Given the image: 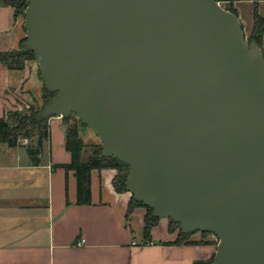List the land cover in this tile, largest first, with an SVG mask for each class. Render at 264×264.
Masks as SVG:
<instances>
[{"label": "water", "instance_id": "water-1", "mask_svg": "<svg viewBox=\"0 0 264 264\" xmlns=\"http://www.w3.org/2000/svg\"><path fill=\"white\" fill-rule=\"evenodd\" d=\"M47 92L35 116L79 122L126 189L213 264H264V52L216 0H21Z\"/></svg>", "mask_w": 264, "mask_h": 264}, {"label": "crops", "instance_id": "crops-1", "mask_svg": "<svg viewBox=\"0 0 264 264\" xmlns=\"http://www.w3.org/2000/svg\"><path fill=\"white\" fill-rule=\"evenodd\" d=\"M234 5L249 40L256 7L264 23V0H242ZM22 17L15 7L0 0V121L11 110L13 94L40 107L46 102L33 60L24 61L23 69H10L2 60L14 59L11 55L24 46ZM261 47L264 52V31ZM70 119L47 120L49 140L43 144L38 164L25 144H4L0 151V264L211 263L217 248L211 234L182 237L179 227L161 219L146 240L147 210H130L132 195L114 187L116 169L93 170L91 204L78 203L76 173L65 169L72 162L66 148Z\"/></svg>", "mask_w": 264, "mask_h": 264}, {"label": "trees", "instance_id": "trees-1", "mask_svg": "<svg viewBox=\"0 0 264 264\" xmlns=\"http://www.w3.org/2000/svg\"><path fill=\"white\" fill-rule=\"evenodd\" d=\"M219 3H227L229 7H224L227 10H230L235 15L238 16V12L233 9V5L235 2H239L242 0H216ZM11 6L16 8V12L18 14H22L19 10L21 4V0H19V7L16 5ZM27 5L25 6L26 10ZM255 18V28L252 32V35L249 41H256L258 45L261 46V34L264 31V23L258 14L257 7L254 12ZM26 40L24 41V44ZM3 62L8 65L10 69H23L24 61L26 60H35L34 55L32 53H27L21 57H16L14 59L2 58ZM55 94L49 93L45 90V101L47 102L49 99L54 97ZM45 102V103H46ZM28 113L29 116L26 115L25 112H8L7 116L4 117L0 121V142L7 144L9 147H17L20 145L18 138H16V133L25 132L22 136L23 139H32L33 131L36 130V135L38 137L36 145L30 144L26 147L28 155L34 162V164H38L40 162L39 156L43 150L44 142L49 140V131L47 128V120L41 123L35 122V116L39 113V109H34L32 106L29 107ZM66 122H69L68 120ZM15 126V127H14ZM17 126V127H16ZM67 150L72 155V162L70 165H67L65 169L67 171H74L76 173L77 178V190H78V203L80 205H89L91 204V173L95 169H101L103 167H111L118 171L117 176L114 180V187L118 192L127 191L126 189V181L129 175V167L120 163L118 160L114 158H105L102 155L101 149H98L95 146H90L85 144L80 138L78 133V128L73 127L72 125L69 128L68 137H67ZM94 148V149H93ZM88 149H91L92 152L89 153L87 158H84L85 153ZM135 207H143L144 205L137 203L134 199L129 206L130 210ZM147 214L145 218V228H144V238L146 240L151 237V230L156 226L159 219L155 218L153 212L146 208ZM171 224L175 227H178L177 224L171 221ZM182 237H186L185 234L181 235ZM211 263H196V264H212Z\"/></svg>", "mask_w": 264, "mask_h": 264}, {"label": "rangeland", "instance_id": "rangeland-1", "mask_svg": "<svg viewBox=\"0 0 264 264\" xmlns=\"http://www.w3.org/2000/svg\"><path fill=\"white\" fill-rule=\"evenodd\" d=\"M4 3H6V4H12V5H16V6H18L19 7V0H2ZM27 4H26V2H24V4H22V6H20L19 8V10L22 12V20H24V13H25V6H26ZM221 5L223 6V7H229V5L227 4V3H221ZM233 9H235V5H233ZM236 10V9H235ZM237 11V10H236ZM238 12V11H237ZM24 22V21H23ZM34 62H35V60H33ZM33 64H35V66H37L36 65V63H33ZM38 68V67H37ZM33 107L35 110L36 109H39V111H40V109H41V107L40 106H38V105H33V104H31L30 102H27L26 101V99H25V97L24 96H22V95H20V94H13V100H11V110L9 111V112H18V113H20V112H25L26 113V115H30L29 113H28V109H29V107ZM72 124V126L73 127H77L78 128V133H80L79 134V137H81L82 139H83V142L84 143H86L87 145H94L95 147H97L98 149H95V150H98L99 151V149H101V151H102V153H103V147H102V144H101V142H100V140H99V138H98V136L96 135V133L92 130V129H89L88 127H86V126H84V125H82L80 122H79V120L77 119V117L76 116H72L71 117V119H70V125ZM15 127V126H14ZM17 127V126H16ZM32 131H33V133H32V135H33V138L32 139H28V140H26V139H23L22 138V136L25 134V132H17L16 133V138H18V141H19V143L20 144H25V147H27V146H29L30 144H33L34 145V143L36 144V142H37V139H38V137H37V135H36V130H34V129H32ZM5 143H2V142H0V151L3 149V147L5 146L4 145ZM94 149V148H93ZM92 152V150L91 149H88L87 150V152L85 153V155H84V158H87V156H89V153H91ZM179 227V226H178ZM180 228V227H179ZM216 242H215V244L216 245H218V240H217V238H216V240H215Z\"/></svg>", "mask_w": 264, "mask_h": 264}, {"label": "built area", "instance_id": "built-area-1", "mask_svg": "<svg viewBox=\"0 0 264 264\" xmlns=\"http://www.w3.org/2000/svg\"><path fill=\"white\" fill-rule=\"evenodd\" d=\"M84 242H85V241H84V240H82V241H81V243H80L79 245H82ZM134 245H136V244L134 243Z\"/></svg>", "mask_w": 264, "mask_h": 264}]
</instances>
